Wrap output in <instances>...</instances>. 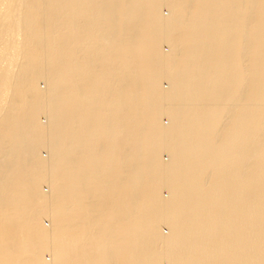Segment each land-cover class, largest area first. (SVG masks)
<instances>
[{"label":"bare ground","instance_id":"bare-ground-1","mask_svg":"<svg viewBox=\"0 0 264 264\" xmlns=\"http://www.w3.org/2000/svg\"><path fill=\"white\" fill-rule=\"evenodd\" d=\"M164 261L264 264V0H0V264Z\"/></svg>","mask_w":264,"mask_h":264},{"label":"rangeland","instance_id":"rangeland-1","mask_svg":"<svg viewBox=\"0 0 264 264\" xmlns=\"http://www.w3.org/2000/svg\"><path fill=\"white\" fill-rule=\"evenodd\" d=\"M163 10H164L165 13H168V11H167V7H166V6L163 7ZM164 49L168 50V46H167L166 44H164ZM164 80H166V79H164ZM164 80H163V84H164L165 86H167V82L164 81ZM40 85H41L42 87H45V86H46L45 83H44L43 81H40ZM40 118H41L42 121H46V118H45L44 115H41ZM163 119H164V121L167 123L168 118L164 116ZM41 152H42V154H43L44 156L47 155V151H46L45 148L41 149ZM163 157H164L165 160H166V159H169V156L167 155V153H163ZM42 187H43L44 190H48V186H47L45 183L42 184ZM162 189H163L162 192H163L164 196H167V194H168L167 191H168V190H167L166 188H162ZM44 222H45L46 225H47V224H48V225L50 224V222H49L47 219H44ZM162 227H163V230H164V231H166V232L168 231V229H167L165 226H162ZM48 254H49V253H46V258H47V259L50 258V256H49ZM47 255H48V256H47ZM163 264H166V261H164Z\"/></svg>","mask_w":264,"mask_h":264}]
</instances>
